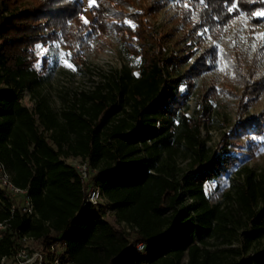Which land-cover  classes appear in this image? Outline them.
<instances>
[{"label":"trees","instance_id":"trees-1","mask_svg":"<svg viewBox=\"0 0 264 264\" xmlns=\"http://www.w3.org/2000/svg\"><path fill=\"white\" fill-rule=\"evenodd\" d=\"M135 2L96 0L97 18L86 25L81 0H0V162L16 186L28 187L37 214L27 217L22 197L1 188L0 222L7 226L0 258L13 257L27 235L44 251L61 244L73 264H264V174L246 168L234 193L226 195L234 203H211L204 183L226 173L237 158L227 152V140L214 152L202 137L212 112L204 95L188 112L197 77L217 62L208 43L235 16L264 9V0ZM233 3L238 7L229 12ZM167 4L176 10L175 25L161 32L147 17ZM249 20L256 26L264 17ZM108 23L140 56L138 73L124 67L56 112L38 89L45 77L36 68L37 45L88 46ZM257 60L246 74L235 68L246 103L264 92ZM42 62L46 69L48 61ZM25 89L35 99L32 111L19 101ZM241 111L227 138L264 135V111ZM180 155L188 159L186 171L178 166ZM61 157L87 161L90 182L100 184L116 225L84 205L83 183ZM242 224L241 248H210L211 239L232 244ZM138 242L145 243L144 251L136 250Z\"/></svg>","mask_w":264,"mask_h":264},{"label":"rangeland","instance_id":"rangeland-1","mask_svg":"<svg viewBox=\"0 0 264 264\" xmlns=\"http://www.w3.org/2000/svg\"><path fill=\"white\" fill-rule=\"evenodd\" d=\"M81 1L85 10L83 17L92 22L97 18L95 11H92V6H89V0ZM135 1L136 4L141 3V0ZM110 12L111 10L108 9L107 13ZM175 14L176 10L172 5L167 4L159 9L154 16L147 17V20L155 28L164 32V30L174 27L172 16ZM226 29L216 40L208 43L215 47L217 62L209 70L204 71L200 77H197L192 91L194 94L188 101L190 105L188 112L191 113L192 109L198 107L199 96L204 95L205 99L212 104L211 119L206 125L202 124L201 126L202 137L214 152L220 150L227 140L229 142L227 143V152L234 154L237 160L226 173L205 182L204 190L211 203L224 202L232 205L234 202L227 199L226 195L234 193V186L236 183L242 182L246 168L253 170L256 174H264V135L239 134L227 138L230 128L239 122L242 107L248 108L250 114H259L264 111V92L258 96L256 101L246 103L247 95L243 94L235 72L237 66L241 67V73L249 72L250 67H255L253 65L255 58H258L255 72L259 74L264 69V51L250 47L251 37L254 34L264 33V20L255 26L249 19L245 20L244 16L239 14L231 20ZM97 34V37L91 40L88 46L78 47L74 50L66 48L61 42L37 48L36 68L45 77L38 89L56 112H60L78 97L80 92H92L96 87L110 82L113 75H116L124 67L129 68L134 75L138 73V66L141 63L140 56L130 52L123 45L111 23H108L104 31L98 30ZM241 37L248 39L245 41ZM233 41L236 42L234 45ZM134 45L138 44L134 43ZM45 48L48 49L46 55H39ZM61 52L72 53L70 63L75 65V70L65 66L61 61L59 55ZM74 52L76 54H73ZM42 57L48 61L46 69H43ZM212 84H214L213 90L208 89ZM182 89L184 92L185 88ZM19 101L31 111L34 110L35 99L29 90L25 89L19 95ZM177 163L182 171L187 170L188 159L183 155L177 158ZM107 218L116 225L111 214ZM243 226L244 224L235 229L232 244L222 243V238L211 239L210 248L212 250L241 248L238 238H240L239 233L243 230ZM38 245L37 242L27 243L29 249L38 247ZM262 246H264V239L260 242L259 247ZM8 264H12L11 260Z\"/></svg>","mask_w":264,"mask_h":264},{"label":"built area","instance_id":"built-area-1","mask_svg":"<svg viewBox=\"0 0 264 264\" xmlns=\"http://www.w3.org/2000/svg\"><path fill=\"white\" fill-rule=\"evenodd\" d=\"M61 159L66 164L71 165L78 173L80 180L83 183L84 205H88L91 210L97 211L104 220H108L107 216L109 214H111L115 220L114 211L106 206H103L105 201L100 184L90 182V167L87 161L78 157H61ZM1 188L11 192L14 196L22 197L21 212L23 214L30 218L37 215L28 187L22 188L16 186L12 182L9 172L2 162H0V192ZM1 194L4 195L2 192ZM11 209H14V204L11 205ZM6 226L5 222H0V238L2 236V230L6 229ZM118 226L122 227L126 232L131 231V227L125 222H120ZM20 242L21 246L18 248L15 255L11 258L5 255L2 256L0 258V264H8L9 260H11L12 264H73L65 257L64 246L59 243L51 244L50 247L44 251L42 250L38 240L31 236H21ZM29 242H37L39 245L38 247L29 249L27 246V243ZM145 249L146 245L144 242H138L136 244L137 251H144Z\"/></svg>","mask_w":264,"mask_h":264},{"label":"snow or ice","instance_id":"snow-or-ice-1","mask_svg":"<svg viewBox=\"0 0 264 264\" xmlns=\"http://www.w3.org/2000/svg\"><path fill=\"white\" fill-rule=\"evenodd\" d=\"M96 0H89V6H93L95 4ZM202 2V0H201ZM249 2H255V0H249ZM185 7H188V5L186 4ZM238 7V4L236 3H233L231 4V6L229 7L228 11L229 12H232L234 10H236V8ZM242 16H244L245 20L246 19H249V18H257V17H264V9H261L259 11H256V12H252V13H241ZM82 21L84 24H88L90 23L86 17H81ZM124 23L126 24H129L131 27L135 28V25L131 23V21L129 20H125ZM225 30H227L225 28ZM243 30V28L241 29V31ZM207 31V30H205ZM242 40H245L247 41L248 38H245V37H241ZM251 40H252V43L250 44V47L253 48V49H257L259 48L260 50L264 51V33H260V34H254L252 37H251ZM257 41H259V43H257ZM236 42L233 41V45L235 44ZM41 46L40 45H37V48L39 49ZM48 52V49H42L41 52L39 53V55L41 56H44L46 55V53ZM60 59L61 61L65 64V66L67 67H71L73 70H75V65H73L72 63H70V59H71V55L72 53H64V52H61L60 54Z\"/></svg>","mask_w":264,"mask_h":264}]
</instances>
